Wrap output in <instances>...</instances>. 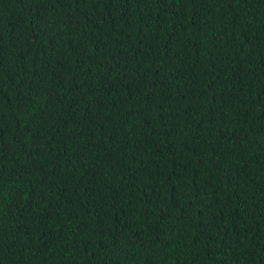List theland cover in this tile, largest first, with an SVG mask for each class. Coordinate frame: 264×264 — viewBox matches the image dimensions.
I'll list each match as a JSON object with an SVG mask.
<instances>
[{
    "label": "trees",
    "instance_id": "trees-1",
    "mask_svg": "<svg viewBox=\"0 0 264 264\" xmlns=\"http://www.w3.org/2000/svg\"><path fill=\"white\" fill-rule=\"evenodd\" d=\"M0 264H264V0H0Z\"/></svg>",
    "mask_w": 264,
    "mask_h": 264
}]
</instances>
